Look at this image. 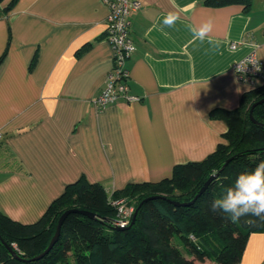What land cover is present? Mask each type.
Returning a JSON list of instances; mask_svg holds the SVG:
<instances>
[{
    "label": "crops",
    "instance_id": "obj_1",
    "mask_svg": "<svg viewBox=\"0 0 264 264\" xmlns=\"http://www.w3.org/2000/svg\"><path fill=\"white\" fill-rule=\"evenodd\" d=\"M139 1L127 67L140 100L103 109L93 104L113 58L103 0L0 2V211L11 219L37 221L81 177L111 193L169 177L225 142L226 122L209 114L235 109L253 89L233 65L254 51L264 66V0L248 11ZM169 11L179 15L170 27L162 23ZM209 17L210 37L194 41L192 27ZM239 264H264V232L249 234Z\"/></svg>",
    "mask_w": 264,
    "mask_h": 264
},
{
    "label": "trees",
    "instance_id": "obj_2",
    "mask_svg": "<svg viewBox=\"0 0 264 264\" xmlns=\"http://www.w3.org/2000/svg\"><path fill=\"white\" fill-rule=\"evenodd\" d=\"M251 1L204 0V4H241L248 11ZM5 55L6 50L0 55V64ZM261 98L264 83L243 93L235 109L211 110L210 118L227 124L225 142L201 161L175 165L169 177L156 182H131L111 193L101 183L81 177L67 184L33 223L15 221L0 211L1 262L194 264V260L209 258L218 264H239L249 234L264 232V218L245 216L233 220L230 214L213 211L211 205L234 186L239 174L264 161V102L252 110L254 120L261 125L249 117L251 105ZM211 174L216 175L206 189L192 203L183 205L193 200ZM113 199H124L134 210L139 206L132 225L121 230L112 226L117 215L111 204ZM68 209L77 211L66 215L57 241L45 255L36 258L48 246L60 215ZM81 210L92 212L95 217L84 215ZM13 243L20 250L19 258L5 246L12 247Z\"/></svg>",
    "mask_w": 264,
    "mask_h": 264
},
{
    "label": "built area",
    "instance_id": "obj_3",
    "mask_svg": "<svg viewBox=\"0 0 264 264\" xmlns=\"http://www.w3.org/2000/svg\"><path fill=\"white\" fill-rule=\"evenodd\" d=\"M109 9L106 20L105 38L112 46L113 58L112 67L107 75L105 86L99 94L93 99V104L97 109H103L106 106L116 102L119 99L126 101H137L140 97L130 93L129 70L127 61L135 50V43L131 37V14L140 8L139 0H103ZM232 44L231 48H235ZM257 60L260 67L255 70L250 61ZM249 63V64H248ZM246 66L244 71L238 67ZM233 71L238 81L249 84L256 88L264 83V66L256 53L252 51L233 65ZM111 204L116 207L117 215L112 222L113 227L125 228L129 225L132 218L134 207L129 205L124 199H113ZM12 249L17 253L19 248L13 243ZM0 264H3L0 260Z\"/></svg>",
    "mask_w": 264,
    "mask_h": 264
},
{
    "label": "clouds",
    "instance_id": "obj_4",
    "mask_svg": "<svg viewBox=\"0 0 264 264\" xmlns=\"http://www.w3.org/2000/svg\"><path fill=\"white\" fill-rule=\"evenodd\" d=\"M177 19H179L178 13L169 11L164 15L162 23L170 27ZM212 30L211 17L194 25L191 29L194 41H204L206 37H210ZM249 63L254 65L256 71L260 70L257 60ZM245 67L239 66L238 69L244 71ZM211 207L213 211L230 214L233 220L245 216L264 218V161L258 163L254 169L239 174L234 186L227 188L220 198L214 199Z\"/></svg>",
    "mask_w": 264,
    "mask_h": 264
},
{
    "label": "water",
    "instance_id": "obj_5",
    "mask_svg": "<svg viewBox=\"0 0 264 264\" xmlns=\"http://www.w3.org/2000/svg\"><path fill=\"white\" fill-rule=\"evenodd\" d=\"M264 102V98H261L257 101H255L251 107H250V111H249V117L250 119L255 122V123H258L257 121L254 120L253 116H252V110L253 108L260 104V103H263ZM259 124V123H258ZM261 125V124H259ZM228 161V160H227ZM226 161V162H227ZM216 174H211L207 180L204 182V184L201 186V188L199 189L198 193L195 195V197L193 198V200L191 202H188V203H183V205H186V204H189V203H192L196 198L197 196H199L205 189L206 187L208 186V184L212 181V179L215 177ZM152 197H156V196H152ZM151 198V197H149ZM138 207H136V209L134 210L133 212V215H132V218H131V221H130V225H132L135 221V218H136V214H137V211H138ZM72 211H77L76 209H68V210H65L59 217L58 221H57V226H56V230L48 244V246L46 247V249L41 253L39 254L36 258H40L42 257L43 255H45L49 250L50 248L54 245V243L57 241L58 237H59V234H60V228H61V224L64 220V218L66 217V215ZM80 213L84 214V215H87L89 217H95L94 213L92 212H89V211H85V210H81L79 211ZM115 229H118V230H121L122 228H119V227H114ZM7 250L9 251L10 254H12L15 258H19L18 254L12 249L11 246L5 244Z\"/></svg>",
    "mask_w": 264,
    "mask_h": 264
},
{
    "label": "rangeland",
    "instance_id": "obj_6",
    "mask_svg": "<svg viewBox=\"0 0 264 264\" xmlns=\"http://www.w3.org/2000/svg\"><path fill=\"white\" fill-rule=\"evenodd\" d=\"M184 254H185V256L187 258H191V256H189L188 254H186V252H184ZM194 264H218V263H216L214 260H211L209 258H204L202 261H200V260H194Z\"/></svg>",
    "mask_w": 264,
    "mask_h": 264
}]
</instances>
